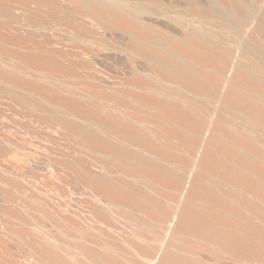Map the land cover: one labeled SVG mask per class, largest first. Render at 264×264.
Segmentation results:
<instances>
[{
  "label": "bare ground",
  "instance_id": "obj_1",
  "mask_svg": "<svg viewBox=\"0 0 264 264\" xmlns=\"http://www.w3.org/2000/svg\"><path fill=\"white\" fill-rule=\"evenodd\" d=\"M0 264H264V0H0Z\"/></svg>",
  "mask_w": 264,
  "mask_h": 264
},
{
  "label": "rangeland",
  "instance_id": "obj_2",
  "mask_svg": "<svg viewBox=\"0 0 264 264\" xmlns=\"http://www.w3.org/2000/svg\"><path fill=\"white\" fill-rule=\"evenodd\" d=\"M39 43H40V42H39ZM42 44H43V43H42ZM81 44H82V43H81ZM81 44H80V47H81V48L79 47V44H78V43L73 44L74 46L72 45V46L74 47V51H75V53L78 52V54L76 53V56L78 55V57H77V59H76L77 61H81V60L83 61L85 58L93 56V54H96V55H94V56H97V57H98L99 55L101 56V55H103L104 53H106V52H103V51H102V52H103V53H102L99 49H96V48L93 49V46L91 47V46H86L85 44H84V45H83V44L81 45ZM43 46L45 47V44H44ZM73 47H72V49H73ZM84 47H87V48H84ZM78 48H79V49H78ZM88 48H89V49H88ZM44 49L48 50V46H46V48H44ZM75 49H76V50H75ZM77 49H78V50H77ZM91 49H92V50H91ZM90 50H91V52H90ZM96 50H98V51H96ZM95 51H96L97 53H96ZM92 52H94V53H92ZM110 52L113 53V54H110V53L108 52V54H110V56L108 55V56H109V59H111V58L113 59V57H116V58H117V55H116V56H113V55L115 54L114 52H112V51H110ZM84 53H85L86 55H85ZM91 53H92V54H91ZM98 54H99V55H98ZM87 55H88V56H87ZM90 55H91V56H90ZM85 56H86V57H85ZM106 56H107V53H106ZM108 56H107V57H108ZM111 56H113V57H111ZM65 57H66V56H65ZM65 57H64V60L67 61L68 58H65ZM116 58H114V59H116ZM112 59L110 60L111 63H113L112 61L114 60V59H113V60H112ZM69 60H70V59H69ZM69 60H68V61H69ZM113 65H115V64H113ZM78 67H80V66H78ZM81 68L83 69V67H81ZM81 68H78V69H77V70L79 71L78 73L81 72V70H82ZM79 69H81V70H79ZM84 69H86V68H84ZM84 69H83V70H84ZM83 70H82L81 73L86 72V70H85L84 72H83ZM87 72H88V70H87ZM87 72H86V73H87ZM86 73H84V74H86ZM80 75H81V74H80ZM82 75H83V74H82ZM28 137H29L28 139H30V142H31L32 140L35 139V138L32 137V136H28ZM30 137H31L32 139H31ZM30 144H33V141H32ZM34 146H35V145H34ZM31 160H32V159H31ZM31 160L29 159L28 162H30ZM76 194H80V192H79V193H77V192L74 193V196H75L74 198H75V199H77V197L79 196V195L77 196ZM76 196H77V197H76ZM78 198H79V197H78Z\"/></svg>",
  "mask_w": 264,
  "mask_h": 264
}]
</instances>
